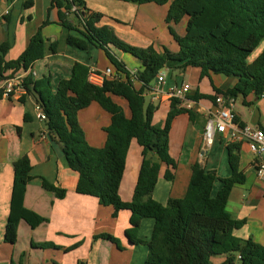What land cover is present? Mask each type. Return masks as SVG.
Returning a JSON list of instances; mask_svg holds the SVG:
<instances>
[{
    "label": "trees",
    "instance_id": "obj_1",
    "mask_svg": "<svg viewBox=\"0 0 264 264\" xmlns=\"http://www.w3.org/2000/svg\"><path fill=\"white\" fill-rule=\"evenodd\" d=\"M121 1L158 6L170 3L166 15L168 25H177L187 19L184 36L169 27L177 51L172 52L166 47L157 51L153 46L139 48L129 45L120 40L112 29L97 26L102 16L87 14L84 0L71 3L54 0V6L59 9L60 24L81 35L75 37L70 34L67 44L80 50H87L89 45L101 49L118 78L106 79L101 87L94 86L88 82L89 68L81 63L74 64L70 79L61 80L55 90L49 76L34 77L30 70L45 56L43 27H40L14 61L6 60L9 44L0 45V83L20 71L27 73L23 78L27 95H32L44 110L48 132L60 144L69 168L78 173L76 193L94 197L104 207L114 206L131 213L130 228L125 234L130 243L147 245L145 264H211L213 257L224 255L227 256L226 264L236 260L239 264H264L263 245L253 238L241 239L234 235L247 221L233 219L227 210L235 185L246 182L240 170L238 145L227 146L230 177L218 178L215 171H207L196 162L192 165L191 179L183 198H170L166 205L153 198L163 167L166 169L165 180L171 182L175 179L177 162L170 154L169 142L172 123L183 113H188L193 121L195 113L182 108L181 101L173 98L164 123L153 124V115L158 107L146 103V91L169 63L179 64L176 68L181 70L189 67L199 69L201 79H211L212 75L238 79L235 86L226 91L214 88L216 95L232 99L241 97L245 104L251 94L257 98L264 96V51L252 63L248 61L264 40V0ZM73 5L83 11L71 13ZM73 14L82 30L73 24ZM112 47L140 62L135 75L114 55ZM51 51L56 52V44L52 45ZM2 96L3 91L0 90ZM188 99L196 103L203 99L215 102L216 97L196 91L190 92ZM92 103H97L111 115L110 125L104 129L106 141L100 148L87 142L78 120L79 112ZM133 141L143 148L144 158L132 200L125 203L120 197V186ZM148 154L155 155L156 160L149 158ZM31 170L27 155L14 162L10 213L4 237L5 242L12 245L18 242L22 221L33 229L46 222L44 217L24 206L27 186L32 180ZM217 180L222 182V188L214 194ZM42 187L58 199L66 197V189L46 180H42ZM147 216L155 220V227L151 239L143 241L137 234L142 219ZM96 238L108 240L120 248L118 239L111 235L102 234ZM32 246L56 248L50 244Z\"/></svg>",
    "mask_w": 264,
    "mask_h": 264
},
{
    "label": "crops",
    "instance_id": "obj_2",
    "mask_svg": "<svg viewBox=\"0 0 264 264\" xmlns=\"http://www.w3.org/2000/svg\"><path fill=\"white\" fill-rule=\"evenodd\" d=\"M84 2L87 14L96 13L102 16L98 27L112 29L120 40L135 47L153 46L160 51L164 45L169 44L173 48L170 51L176 52L177 46L169 33V27L180 36L185 34L186 18L177 25L166 23L170 3L158 6L138 5L121 0ZM7 11L9 13L0 25V45L8 43L10 46L6 60L18 59L27 48L31 37L43 27L45 56L34 64L30 73L36 78L49 76L54 90L61 80L70 79L75 63H81L89 70L114 71L105 53V60L101 62V49L89 45L87 50H80L67 44L70 34L75 37L81 35L77 31H68L60 24L59 9L54 6V0H2L0 14ZM71 19L82 30L78 19L73 15ZM179 28L183 30L182 33H179ZM54 44L55 53L51 51ZM114 49L112 47V52L120 61L127 60V54L119 50L116 53ZM257 49L249 57V63L264 51V40ZM178 65L169 63L166 66L172 75L166 78L164 93L174 84L188 83L192 94L197 91L199 94L216 96L214 88L226 91L233 88L238 80L223 75L201 79L199 69L190 67L182 69L179 75L174 76L173 69ZM126 66L131 73L139 69L137 64ZM26 74L20 71L16 75ZM146 97L152 103L151 97L147 94ZM237 99H241L243 106H247L249 110H235L234 106L236 123L264 130V96L257 98L251 94L246 99L247 104L241 97ZM119 102L122 103L120 100ZM158 102L160 108L153 115V124H163L170 110V99L166 95H162L152 104ZM36 105L37 101L32 95L13 94L8 98L0 97V264H145L148 256L147 245L132 244L125 234L130 228L131 213L128 210H118L114 206L104 207L98 199L76 193L78 173L69 168L55 136L48 132L44 122L36 118ZM215 108V102L203 99L194 102L193 121L188 113L175 118L169 138L170 154L177 162L175 179L171 182L165 180L166 169L163 167L153 198L163 205L170 198H183L191 179L192 165L196 162L207 171H215L218 178L230 177L227 146L238 145L240 170L245 175L246 182L235 185L227 210L233 219L247 221L243 228L234 232L235 236L241 239L253 238L256 243L264 245V237L260 236L257 240L250 226L252 223L258 228L264 225V216L260 213L264 209V184L257 177L253 154L246 143L232 141L230 133L217 135L210 147L205 146V125L209 113ZM78 120L87 142L93 147H102L106 141L104 129L110 125L111 115L97 103H92L79 112ZM24 155L29 157L32 166V180L27 186L24 206L44 217L46 222L33 229L22 221L19 225L18 242L12 245L4 240L5 228L10 213L14 162ZM148 156L154 161L157 158L153 154ZM143 158V148L133 141L120 186V197L125 203L132 200ZM42 180L66 189V197L58 199L54 193L45 190ZM221 188L222 182L217 180L214 194ZM257 220L262 225H258ZM154 227L155 220L144 217L138 230V238L149 241ZM102 234L117 238L120 248L108 240L96 238ZM32 244H50L56 248L40 249ZM71 248L74 249L66 252ZM226 263L225 255L211 259V264ZM234 264L239 262L236 260Z\"/></svg>",
    "mask_w": 264,
    "mask_h": 264
},
{
    "label": "built area",
    "instance_id": "obj_3",
    "mask_svg": "<svg viewBox=\"0 0 264 264\" xmlns=\"http://www.w3.org/2000/svg\"><path fill=\"white\" fill-rule=\"evenodd\" d=\"M63 2H72L73 0H62ZM82 8L76 5L72 6L71 13H80ZM8 11L0 14V25ZM74 16V14H73ZM136 71L132 73L135 75ZM34 75V74H33ZM35 76V75H34ZM24 75H16L6 79L0 86L3 91V97L8 98L13 94L27 95L23 86ZM109 78H118L111 69L103 71L90 70L88 74V82L94 86L101 87L104 81ZM166 72L160 71L154 85L146 91V94L151 97V102L157 101L162 95H166L168 99H178L181 101V107L187 110H192L194 102L188 99V94L191 92V86L188 83L174 84L166 93L163 91V86L166 83ZM137 82L136 80H134ZM215 99V109L209 113L208 120L205 125L204 143L206 147H210L217 135L230 133L231 140L234 142L246 143L250 152L254 156V166L258 179L264 184V130L251 126H241L236 123V114L234 112L235 99L226 98L222 94H217ZM36 118L44 122L47 120L46 114L42 107L37 104L35 109Z\"/></svg>",
    "mask_w": 264,
    "mask_h": 264
},
{
    "label": "rangeland",
    "instance_id": "obj_4",
    "mask_svg": "<svg viewBox=\"0 0 264 264\" xmlns=\"http://www.w3.org/2000/svg\"><path fill=\"white\" fill-rule=\"evenodd\" d=\"M182 32H183V30L181 28H179V33H182ZM164 46L167 49H169V50L173 49L172 47H170L171 45H169V44L168 45H164ZM176 46H177V44H176ZM114 50H115L116 53H118V50L117 51H116V49H114ZM256 51H258V49ZM102 53L104 55V52L103 51H102ZM103 55H102V57H103ZM102 57H101V62L105 60V55H104L103 58ZM124 63L129 64V65H132V64L135 65V64H137L138 67H140V62L136 58H134L133 56H131L130 54H127V60L124 61ZM173 70L175 72L174 73V76L175 75H179V73L181 72V69H178V68H174ZM164 71L166 72V77H168V76L170 77L172 75L171 70H169L167 67H166V69H164ZM149 100H150V98L149 97H146V103L147 104H149ZM155 106L158 107V108H160L159 102L157 104H155ZM234 106H235V110H242V109L249 110V108L247 106H243L241 99H237V101L235 102V105ZM230 210H231V208H230ZM260 213L264 216V209H261V212ZM258 214H259V212H257V215ZM257 223H258V225H262V222L259 221V220H257ZM250 226H251V229L254 231L255 235L257 236V240H259L260 236H263L264 237V225L261 226V228H258L254 223H252Z\"/></svg>",
    "mask_w": 264,
    "mask_h": 264
},
{
    "label": "water",
    "instance_id": "obj_5",
    "mask_svg": "<svg viewBox=\"0 0 264 264\" xmlns=\"http://www.w3.org/2000/svg\"><path fill=\"white\" fill-rule=\"evenodd\" d=\"M3 23H4V21L1 22V25H2ZM232 264H234V263H232Z\"/></svg>",
    "mask_w": 264,
    "mask_h": 264
}]
</instances>
